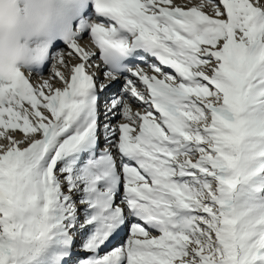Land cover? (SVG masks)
<instances>
[{"label": "snow or ice", "instance_id": "obj_1", "mask_svg": "<svg viewBox=\"0 0 264 264\" xmlns=\"http://www.w3.org/2000/svg\"><path fill=\"white\" fill-rule=\"evenodd\" d=\"M85 5L0 80V264H264V0Z\"/></svg>", "mask_w": 264, "mask_h": 264}, {"label": "clouds", "instance_id": "obj_2", "mask_svg": "<svg viewBox=\"0 0 264 264\" xmlns=\"http://www.w3.org/2000/svg\"><path fill=\"white\" fill-rule=\"evenodd\" d=\"M85 7V0H0V80L16 71L31 76L49 60L53 43L72 33ZM84 47L96 51L90 42Z\"/></svg>", "mask_w": 264, "mask_h": 264}, {"label": "rangeland", "instance_id": "obj_3", "mask_svg": "<svg viewBox=\"0 0 264 264\" xmlns=\"http://www.w3.org/2000/svg\"><path fill=\"white\" fill-rule=\"evenodd\" d=\"M207 9H209L210 10V7L209 8H207ZM73 61V60H72ZM48 71V70H47ZM44 74H46V72H44ZM46 77L45 78H47V74L45 75ZM41 80V79H40ZM56 83V86L57 87H59V86H61L58 82H55ZM87 255V254H86Z\"/></svg>", "mask_w": 264, "mask_h": 264}, {"label": "bare ground", "instance_id": "obj_4", "mask_svg": "<svg viewBox=\"0 0 264 264\" xmlns=\"http://www.w3.org/2000/svg\"><path fill=\"white\" fill-rule=\"evenodd\" d=\"M45 71V70H44ZM41 73V72H40ZM46 76H44V78H45ZM134 109H136V108H134ZM16 137H17V139H19L20 138V134H19V132H17L16 133Z\"/></svg>", "mask_w": 264, "mask_h": 264}]
</instances>
